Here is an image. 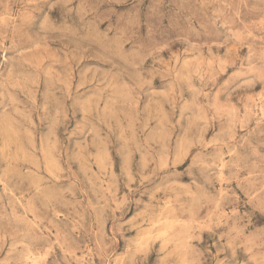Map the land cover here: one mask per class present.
Segmentation results:
<instances>
[{
	"label": "rangeland",
	"instance_id": "rangeland-1",
	"mask_svg": "<svg viewBox=\"0 0 264 264\" xmlns=\"http://www.w3.org/2000/svg\"><path fill=\"white\" fill-rule=\"evenodd\" d=\"M0 264H264V0H0Z\"/></svg>",
	"mask_w": 264,
	"mask_h": 264
},
{
	"label": "bare ground",
	"instance_id": "bare-ground-1",
	"mask_svg": "<svg viewBox=\"0 0 264 264\" xmlns=\"http://www.w3.org/2000/svg\"><path fill=\"white\" fill-rule=\"evenodd\" d=\"M221 162H222V160H221ZM220 168V167H219ZM177 223V222H176ZM146 229V228H145ZM149 241V240H148ZM34 263V262H33Z\"/></svg>",
	"mask_w": 264,
	"mask_h": 264
}]
</instances>
